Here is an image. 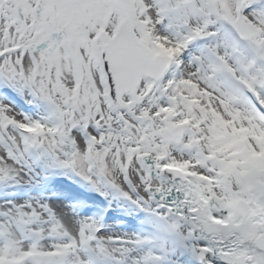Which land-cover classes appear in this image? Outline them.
Instances as JSON below:
<instances>
[{
    "label": "snow or ice",
    "instance_id": "6c2138e0",
    "mask_svg": "<svg viewBox=\"0 0 264 264\" xmlns=\"http://www.w3.org/2000/svg\"><path fill=\"white\" fill-rule=\"evenodd\" d=\"M0 264H264V0H0Z\"/></svg>",
    "mask_w": 264,
    "mask_h": 264
}]
</instances>
